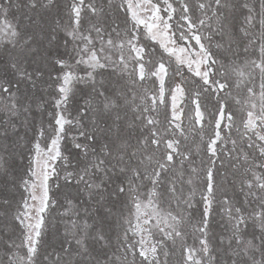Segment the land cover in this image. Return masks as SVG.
<instances>
[{"label":"snow or ice","instance_id":"obj_1","mask_svg":"<svg viewBox=\"0 0 264 264\" xmlns=\"http://www.w3.org/2000/svg\"><path fill=\"white\" fill-rule=\"evenodd\" d=\"M0 264H264V0H0Z\"/></svg>","mask_w":264,"mask_h":264}]
</instances>
